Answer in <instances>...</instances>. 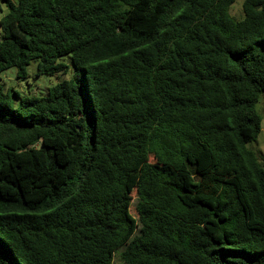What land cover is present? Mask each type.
I'll return each instance as SVG.
<instances>
[{"label": "trees", "instance_id": "trees-1", "mask_svg": "<svg viewBox=\"0 0 264 264\" xmlns=\"http://www.w3.org/2000/svg\"><path fill=\"white\" fill-rule=\"evenodd\" d=\"M2 1L0 264H264V0Z\"/></svg>", "mask_w": 264, "mask_h": 264}, {"label": "rangeland", "instance_id": "rangeland-1", "mask_svg": "<svg viewBox=\"0 0 264 264\" xmlns=\"http://www.w3.org/2000/svg\"><path fill=\"white\" fill-rule=\"evenodd\" d=\"M243 0H236V4L233 8V13L237 20L244 18V13L242 11ZM28 77L26 80L19 79L17 76V70L15 68L10 69L0 75L2 79L1 86L5 92H10L16 103L20 99H24L32 96L45 95L49 88L54 85L61 83L64 80H69L72 73L68 74H56L53 76L39 75L37 61H32L28 67ZM16 95L20 98H16ZM257 111L262 117V131L256 142L248 145V147L253 150L261 159L264 164V95L257 106ZM136 194H133V199L135 200ZM135 203L132 206V214L137 217L135 212ZM114 264H122L120 260V253L114 256Z\"/></svg>", "mask_w": 264, "mask_h": 264}, {"label": "crops", "instance_id": "crops-1", "mask_svg": "<svg viewBox=\"0 0 264 264\" xmlns=\"http://www.w3.org/2000/svg\"><path fill=\"white\" fill-rule=\"evenodd\" d=\"M5 12H6L5 3L2 0H0V21L3 15L5 14Z\"/></svg>", "mask_w": 264, "mask_h": 264}]
</instances>
